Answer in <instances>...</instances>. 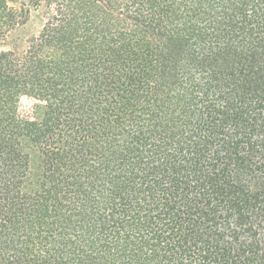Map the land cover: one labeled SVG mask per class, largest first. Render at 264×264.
Here are the masks:
<instances>
[{"label":"trees","instance_id":"trees-1","mask_svg":"<svg viewBox=\"0 0 264 264\" xmlns=\"http://www.w3.org/2000/svg\"><path fill=\"white\" fill-rule=\"evenodd\" d=\"M41 7L0 49V264H264V0H0V44Z\"/></svg>","mask_w":264,"mask_h":264},{"label":"rangeland","instance_id":"rangeland-1","mask_svg":"<svg viewBox=\"0 0 264 264\" xmlns=\"http://www.w3.org/2000/svg\"><path fill=\"white\" fill-rule=\"evenodd\" d=\"M10 4L19 7L22 0H9ZM45 7L34 8L31 10L30 15L26 23L18 26L13 32H11L6 43L0 44V49L5 48H23L27 45V40L33 35L38 34L43 24V16ZM30 105V101L23 100L22 110H26Z\"/></svg>","mask_w":264,"mask_h":264}]
</instances>
